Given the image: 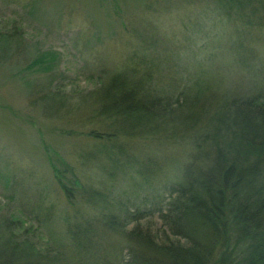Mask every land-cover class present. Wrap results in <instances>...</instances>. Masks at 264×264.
Segmentation results:
<instances>
[{
  "label": "trees",
  "instance_id": "obj_1",
  "mask_svg": "<svg viewBox=\"0 0 264 264\" xmlns=\"http://www.w3.org/2000/svg\"><path fill=\"white\" fill-rule=\"evenodd\" d=\"M198 3L221 10L242 35L264 32V0H149L142 13ZM144 19L131 22L137 51L115 69H101L98 87L71 104H90L79 115L85 144L71 159L45 154L64 201L62 239L40 237L56 202L39 191L6 220L0 264H264V51L237 40L235 48L247 50L229 57L243 90L225 92L205 79L206 69L192 68L207 67L219 51H183L186 71L162 75L153 55L162 52L168 64L174 58L156 51L163 35ZM19 36L0 25V43L12 47ZM58 56L41 51L24 66L49 76L33 82L29 97L46 116L72 117L59 115L70 96L53 85ZM149 138L186 147L175 180L156 183L158 158L136 151ZM14 221L29 225L19 232L22 226H9Z\"/></svg>",
  "mask_w": 264,
  "mask_h": 264
},
{
  "label": "rangeland",
  "instance_id": "obj_2",
  "mask_svg": "<svg viewBox=\"0 0 264 264\" xmlns=\"http://www.w3.org/2000/svg\"><path fill=\"white\" fill-rule=\"evenodd\" d=\"M148 1L0 0L2 31L14 30L20 35L12 47L0 43V238L6 235V220L18 217L20 202L26 197L33 199L39 191H47L50 201L56 203L52 222L41 229L40 237L43 242L62 239L64 201L45 154L55 150L71 159L69 156L73 158L76 149L85 144L87 127L79 123V115L90 104L87 100L78 106L71 104L98 87L101 69H115L125 61L128 51L138 49L131 31L132 21L147 18L163 35L162 45L156 51H170L174 60L168 64L170 61H166L162 52L153 55L162 75L174 76L188 68L182 61L183 51L187 57L193 55L190 51H219L207 67L194 62L193 70L206 69L205 79L225 92L243 90L234 83L238 76L233 74L229 51H246L235 48L237 40L242 39L246 42L244 46H252L253 51H264V32L255 33L254 38V35H242L237 22L222 16L221 10L212 6L206 11L204 7L211 6L199 3L174 6L162 15L158 12L145 15L142 10ZM198 40H205L204 47L195 45ZM48 50L59 54L52 71L56 73L53 85L57 84L62 96H70L67 101L61 97L59 115L72 111V117L46 116L39 101L31 102L29 97L33 82L48 81L49 76L43 71L26 70L24 66L39 52ZM69 128L78 134L66 133ZM135 149L141 156L158 158L161 176L156 183L179 177L178 168L187 153L185 146L149 138L139 142ZM26 225L29 224L22 226V221L9 224L12 230L22 226L19 232Z\"/></svg>",
  "mask_w": 264,
  "mask_h": 264
}]
</instances>
